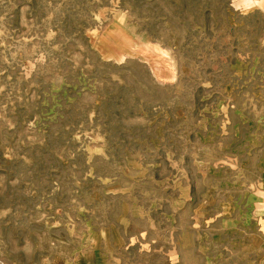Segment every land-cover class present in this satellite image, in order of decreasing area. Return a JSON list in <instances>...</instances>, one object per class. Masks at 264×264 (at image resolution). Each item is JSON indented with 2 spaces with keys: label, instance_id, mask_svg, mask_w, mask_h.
<instances>
[{
  "label": "rangeland",
  "instance_id": "374dc122",
  "mask_svg": "<svg viewBox=\"0 0 264 264\" xmlns=\"http://www.w3.org/2000/svg\"><path fill=\"white\" fill-rule=\"evenodd\" d=\"M0 264H264V2L0 0Z\"/></svg>",
  "mask_w": 264,
  "mask_h": 264
},
{
  "label": "clouds",
  "instance_id": "9594fccd",
  "mask_svg": "<svg viewBox=\"0 0 264 264\" xmlns=\"http://www.w3.org/2000/svg\"><path fill=\"white\" fill-rule=\"evenodd\" d=\"M261 2H264V0H257V3L258 4L261 3Z\"/></svg>",
  "mask_w": 264,
  "mask_h": 264
}]
</instances>
